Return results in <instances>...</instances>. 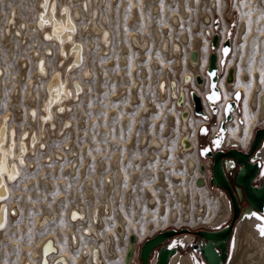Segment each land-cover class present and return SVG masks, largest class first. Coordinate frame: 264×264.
<instances>
[{
  "label": "rangeland",
  "instance_id": "obj_1",
  "mask_svg": "<svg viewBox=\"0 0 264 264\" xmlns=\"http://www.w3.org/2000/svg\"><path fill=\"white\" fill-rule=\"evenodd\" d=\"M54 1L56 2V6L59 3L63 5L66 3L71 8L75 4L79 5V2L75 0ZM154 1H157L158 9H160L157 12L152 10ZM88 4L87 6L89 7H85L86 10H90V5ZM96 5L97 12L103 13L101 19L112 34L111 49L108 50L109 52H100L95 36H91L87 31L82 32V34L79 33V30L82 28L86 30L87 23L89 22V11L86 13L82 11L77 16L78 18L75 19L78 29L76 35H79L76 38L81 43L82 41L85 44L88 43L89 49H85L82 62L68 74L69 81L72 80L71 82L81 84L82 86L78 96L71 101V104L67 105L69 109L65 114L66 120L70 122L68 126L69 130L61 129L57 132L61 116H58V118L55 116L56 126L54 132L50 131V137L46 140L45 144H41L43 147L41 145L39 147L36 146L34 151L25 152V162L20 169V173L17 174L14 181L10 182L11 189L7 203L10 208L13 207L15 209V214L11 215L8 212L11 218L8 219L6 227L0 233V264H20L22 257L27 259L28 253L32 254L38 250V243L49 233L57 234L64 247L68 248V241L64 240V238L67 239L68 237L67 230L72 229V232L75 233V229L71 228L67 222L66 213L68 207L70 204L71 206L74 205V202L79 199L78 194L80 191H85L86 176L94 180L92 185L95 190L96 201L103 200L102 194L104 191L101 181H103L104 175L114 171L112 159L117 153L121 154L122 161L120 159L119 163L121 169L126 174L122 186L123 194L120 209L126 216L124 224H126L127 230L131 232L129 235L132 234L135 238L129 264H140L136 248L144 239L153 236L156 232L162 231L166 227L188 226L186 225V218L183 216H178V218L177 216L173 218L169 217L170 207L167 205L166 200L164 206L167 209L163 211V214H160L162 211V202L160 201L161 190L157 187L155 181L159 171L166 166L171 167V169H165V181L169 191L165 192L166 198L172 194V188L176 185L172 177L173 174L182 178L184 188H190V197L195 192H198V196L207 203L209 209L213 207L211 209V211L215 212L213 216L218 213L219 202L221 200L219 197L222 198V194L202 185L198 186L205 188L193 187L192 178L198 172L194 173L192 171L188 173L184 169L178 170L176 168L177 158L175 152L181 132L178 124H169L168 122L170 121L169 117L171 114H177L179 106H176L175 103L169 106L166 101L156 98L152 79L155 75H160L162 69L161 66L159 69L155 68L152 59L158 56L160 51H158V47L155 48L154 51L159 53L156 54L150 48L146 52L144 60H140L138 53H136L138 52L137 49L132 46L129 40V35L132 31L143 36H148L153 41L152 26L157 25L160 27L162 33H164L163 27L168 26V34L173 39L174 37L180 39L181 34H186L190 39L196 36L202 51L207 50L208 57L211 33L219 31L223 24L227 27L225 36L230 32L231 39H233L239 18L242 17V21H244L243 28L246 30L244 42L248 41L250 36H254V45L249 50H253L248 55L247 63H249V67L247 66V69L244 70L242 67L239 68L240 76L238 80L245 82L246 77V79L250 80L251 84L249 87L251 88L255 79L254 72L258 68L262 74L259 88L264 92V0H183L182 5L187 13L186 18L182 16L178 0H116L114 4H112L111 0H102L101 5ZM38 8L39 0H0V10L2 12L0 29H2L3 20L8 16L9 12L16 9L19 18L24 21L22 27H25L24 31H26L28 36L27 41L24 43H20L14 39L11 47L13 49L10 52V47L2 43V33L0 30V66L4 68L0 87V117L5 113H9V121L15 129L21 131L27 128L26 130H28L29 126H33V134H35L38 128L35 121L38 119V116L36 114V117H34V124H29V120H27L28 115L26 114L28 104L23 93L26 91V87L34 75V61L31 58V52H44L46 51V47L50 46L53 53L47 56L48 59L46 58V61H48L47 63L51 69L53 70L58 66L57 69L62 70L64 64L62 62V66H60V61L59 63L56 61L58 59L56 45L46 39L41 32L34 29V20ZM172 13L178 14V17L181 19L176 27L170 21ZM202 14H206L204 15L206 17L203 19L200 17ZM135 15H137V18L134 20L135 22L133 21L130 24V19L134 18ZM215 24H217L216 27ZM209 31L211 33L206 34ZM240 36L241 34L238 35V37ZM91 39L93 42L90 48L88 40ZM189 42L190 40H188ZM123 43L127 46L129 45L127 51L128 58L125 64L119 62L121 57L119 46ZM110 57H114L117 61L114 67L109 64ZM236 57H238L237 64L242 62V53H236ZM227 59L224 66L221 67L222 76L225 73ZM22 60H26L27 66H24L25 68L20 66ZM163 63L168 66L170 65L167 61H163ZM85 67L91 69V76H82V71ZM143 67L147 73L142 75L141 70ZM22 71H24V75H20ZM183 72H185V68L182 69L180 75L171 73L166 75L165 79L170 77L172 81L176 80L180 84ZM248 74L250 75L249 78ZM125 75L127 78L129 77L128 80L125 78ZM45 80L46 78L39 79L34 83L33 88L38 94H36V102L43 97V84ZM131 80L132 82H138V87L136 88L138 101L135 100L131 103L129 89L126 96L115 100L113 94L116 93L118 87L120 85L130 87L132 84ZM16 88H18L20 95L17 102L13 99ZM169 98L172 100L170 96ZM148 100L155 104V109L149 112L148 115H144L141 112L142 104L148 102ZM38 108L37 111L39 110L38 112H40L41 109ZM14 110H21V119H16ZM240 112L241 106L237 113ZM254 114H256L255 111L252 115ZM257 115L254 120L255 123L247 127L248 132L251 130L252 133L255 125L262 124L259 121L260 117ZM215 117L216 115L214 114L210 121L212 126H215ZM236 117L238 118L240 115L235 114L234 124L242 125L243 123H239ZM237 130L236 125L232 124L228 126V132L237 133ZM143 135L147 136L148 143L157 138L158 144L161 145L159 149L153 148V152L157 154L153 160L147 158L150 149L147 147L148 145L140 146V138ZM247 135L246 132L244 136ZM131 140L134 143L133 148L129 146ZM67 142H73L76 147L70 150L71 147L65 145ZM58 150L64 153L61 161L54 159V154ZM164 150L170 152L166 160L160 158V154ZM187 151L193 153V150L188 149ZM50 156L53 158L51 157L50 159ZM73 157L78 158L77 168H80L82 165L85 167L83 178L77 169L76 172L69 171V165ZM190 157L193 158V154ZM145 159L148 160L145 161ZM50 160L53 161L49 163ZM185 160L186 158H182L183 165H185ZM195 161V163H198V166L204 163L196 158ZM100 164H102V168H100ZM135 171L138 172V175L132 177ZM127 188L131 189V195L130 199L126 201L125 190ZM147 190L152 191L156 197L155 199H150L154 202L152 206L149 205L146 199ZM85 202L87 203L86 207H84V204L82 206L86 210V215H88L93 202H90L86 197ZM47 214L54 216V220L49 223L47 221L44 222ZM197 226L190 227L195 228ZM87 241L89 240H84L87 244H91V241ZM116 244L118 256L111 264H123L122 254L124 244L119 241ZM71 253L75 256L73 250ZM115 255H117L116 252ZM36 259L37 257H35ZM69 262L70 264H75L71 259Z\"/></svg>",
  "mask_w": 264,
  "mask_h": 264
},
{
  "label": "bare ground",
  "instance_id": "obj_2",
  "mask_svg": "<svg viewBox=\"0 0 264 264\" xmlns=\"http://www.w3.org/2000/svg\"><path fill=\"white\" fill-rule=\"evenodd\" d=\"M75 1H78L79 5L75 4L71 8L69 5H66V3L65 5L59 3V5L56 6V2L54 0H39V8L36 12V17L34 20L35 23L34 29L37 30L38 32H41L46 39H48L51 43L56 45L57 56H58V59L56 61L58 63L60 61L59 64L60 66H62V62L64 64L62 70L57 69L58 66L53 70L51 69L50 65L47 63L48 61H46L47 56H50V54L53 53L50 46L46 47V51L44 52H38V51L31 52V58L34 61V73H33L34 75L32 80L29 81L28 86L26 87V91L23 93L25 96L26 103L28 104L26 114L28 115L27 120H29V124L30 123L34 124L35 123L34 117H36V114L38 116V119L35 120L37 122L36 124L38 125L36 126L38 127L36 129L37 131H35V134H33L34 131L33 126H29L28 130H26L27 128L24 127L25 129L18 131L17 129H15L13 124L10 123L9 115H8L9 113H5L0 117V182H2L1 183L2 185L0 186V223H4L5 225L4 227H6L8 223V219L11 218V216L8 215V212L11 215H13V213L15 214V209L13 207L10 208V206L7 203L8 197L10 196V189H11L10 182L14 181L16 179L17 174L20 173V169L25 162V157H24L25 152L27 151L32 152L35 150L36 146L39 147L41 144H45L46 140L50 137V131L54 132V128L56 126L55 116H57V118L58 116H61L60 118L61 120L59 122V125L57 126V132L61 129H67V131L69 130L68 126L70 122L66 120V114H65L69 109V106L67 105L71 104V101L78 96L80 90L82 89V86L81 84H76L71 82L72 80L69 81L68 74L70 71H72L82 62V60L84 59L83 54L85 52V49L86 48L89 49L88 43L85 44L82 41L83 43L82 44L76 38L78 35V34L76 35V31L78 29L76 26L75 19L78 18L77 16H79V14L82 11H84L85 13L89 11V22L87 23L86 30L82 28L81 30H79L80 31L79 33L82 34V32L87 31L88 33H90L91 36H95L96 37L95 39H97L99 44L98 47L100 48V52H105V51L107 52L108 50L111 49L110 42H111L112 34L108 29V27L103 22V20L101 19L103 13L97 12L96 10L97 8H95V6L97 7L96 4L101 5L102 0H75ZM178 1L180 4L182 16L183 17L187 16V13L182 5L183 0H178ZM111 2L112 4H114L116 0H111ZM156 2L157 1H154L152 5V10L154 12L160 10L158 9V4ZM87 4L90 5V10H86V8L89 7L87 6ZM16 9L10 11L9 14L7 13L8 16H6V18L3 20L4 24H2L3 26L1 25L2 29H0L2 33L1 34L2 43L10 47V52L13 49L11 47L14 43L13 41L14 39L18 40L20 43L21 42L24 43L28 39L26 31H24L25 27H22L24 21L19 18ZM206 14H202V16L200 17L203 19L206 17L204 16ZM1 16H2V12L0 10V22H2ZM80 17H82V15H80ZM136 18L137 15H135L134 18H131L130 24H132ZM179 20L181 19L178 17V14L172 13L170 17V21L172 22V25L174 24V26L176 27L180 22ZM243 23L244 21H242V17L239 18L237 30H235V34L233 36L232 54L228 59V65L229 66L232 65L235 67L234 88H237V90L240 89V91L242 90L244 93L243 96L244 98H242L240 104L241 112L240 113L233 112L234 114L240 115V117L238 118L236 117V118L239 123H243V124L242 125L234 124V118H235L234 115V118H232V120L229 121L230 122L229 125L232 124L236 125L238 128L237 133H232L227 131V136L225 141H226V145L232 144L235 145L234 147L238 145L239 147L245 149L247 148L251 137V130L250 132H248L247 127L252 126L255 123L254 120L257 114H258L257 116L260 117L259 120L261 121L260 123L264 122V98H263L264 92L259 88L260 86L259 82L261 80L262 74L258 68L254 72L255 79L251 88L249 87V85L251 84L250 80L246 79V77H245L246 80L245 82H241L238 80L240 76L239 68L242 67L244 70L247 69V66L249 67L248 65L249 63H247L248 55L250 52L252 53L253 51V50L252 51L249 50L254 45V39H253L254 36H250L248 41L244 42V33L246 30L243 28ZM226 28H227L226 25L224 26L223 24L220 27L219 33L221 36V40L225 36V32L227 30ZM163 30L164 33L161 32L160 27H158L157 25L152 26L153 41H151L148 36H143L141 34L132 31V33H130L129 35V40L132 46H134L137 49L138 52L136 53H138V58L140 60L146 57L145 54L150 48L153 49L154 51V49L158 47V51H160V54L157 51H154L156 54L159 55L154 57L152 59V62L155 68L159 69V67L161 66L162 73L157 76L153 75L154 77L152 76L153 79L152 78L151 79L154 82V85L152 86H154V92L156 93L157 99L166 101L169 106L174 105V103L176 104V106H179L178 107L179 109H177V114H173V115L171 114V116L169 117L170 121L168 122L169 124H178V128L181 132L178 138V146L176 148L177 150L175 152L177 158L176 168L178 170L184 169L188 173H191L192 171H196V169L194 168V159L190 157L192 154L194 155V153L192 152L181 153L179 151L180 148L179 139L182 145V152H185V150L189 149L188 147L191 146L188 133L189 132L191 133L190 139L194 140L195 131L201 120L199 118H193V117H190V119L188 120L189 117L188 109H190V105H188L187 99H186V103L184 101L185 106L184 103L182 104V102L178 103L177 97L179 95L180 90L182 96H183V92L185 93L184 88L187 85V82L190 80L191 77L190 74L195 75L206 64V55L208 52L207 50L202 51L199 40L197 39L196 36L193 37V39L192 38L190 39V37L187 36L186 34H181L180 39H176V37H174L173 39L168 34V30H169L168 26L163 27ZM210 31L206 34H210L211 33ZM240 34L241 36L238 37V35ZM92 39L88 40L90 42L89 43L90 48L93 42ZM188 40H190L189 43ZM128 46L124 43L119 46V51L121 54L119 62L121 64H125L127 62V58H128L127 51L129 48ZM198 50L200 53V64L193 65L197 62ZM192 51L197 53V58L194 60V62L191 61L189 58L190 52ZM185 53L186 55L184 56ZM236 53H242V62H240L239 64H237L238 57H236ZM163 61H167L168 63H170V65L168 66L167 64H164ZM109 62H110L109 63L110 66L112 67H114V65L117 63L114 57H110ZM26 64H27L26 60H22L20 62V66H22V68H25L24 66H27ZM184 68H185V72H183L182 74L181 77L182 82L180 84H178L176 80L172 81L170 77L165 79V76L171 73L180 75L182 69ZM3 72H4V68L0 66V87L2 84ZM82 72H83L82 76L84 77L92 75L91 74L92 71L88 67H85ZM141 73L142 75L147 73L144 67L142 68ZM99 74H100V70H99ZM20 75H24V71L20 72ZM118 76L120 75L118 74ZM118 76L116 75V77ZM249 77L250 75L248 74V78ZM45 78L46 80L44 81L43 84L44 85L43 97L36 102L37 92L33 88L34 83H36V81L39 79H45ZM125 78L128 80L129 77L127 78V76L125 75ZM219 85H220L219 88L222 90L223 99L227 100L232 90L231 92H229L228 88L225 86L223 78L221 79ZM137 87H138L137 81L132 82L130 87L120 85L116 93L113 94V97L115 100H118L120 99V97L126 96L127 91L129 89L130 90L129 99L132 103L135 100H137V93H136ZM19 96L20 95L18 93V88H16V92H14V97H13L15 102L18 101L17 99ZM169 96L172 98V100L169 98ZM222 101L220 103H222ZM38 107L41 109L40 112H38L39 110L37 111ZM154 109H155V104L152 103L150 100H148V102L142 104L141 112L144 115H148V113ZM254 111L256 112V114L252 115ZM14 112L16 114V119L17 118L21 119L22 117L21 110L20 111L14 110ZM179 116H180V120H179ZM27 120L26 122H28ZM246 132L248 135L244 136ZM157 141L158 139L155 138L153 141L148 143V139L146 135H143L140 138V146L143 147L144 145H148L147 147L150 148L147 154V158L150 160H153L157 156V154L153 152V148L159 149L161 147V145L158 144ZM65 145L70 146L71 147L70 150L76 147L73 142L70 143L67 142L65 143ZM129 146L130 148L134 147V143L132 140L129 142ZM169 154H170L169 151L164 150L160 154V158H162V160H166L169 157ZM54 155H55L54 159H56V161L57 160L61 161L64 156V153L63 151L58 150V152H56ZM51 157L52 156H50V159ZM182 158H186L185 165H183ZM120 159H121V154L119 153L113 156L112 166L114 167V171L104 175L103 181H101L102 189L104 191V193L102 194L103 197L102 201H96L95 190L92 185L93 184L92 182L94 180L86 176L85 178L86 184H84L85 191L84 192L80 191L78 194L79 199L76 202H74L75 203L74 205L71 206L70 204V206L67 209V213H66L67 222L69 223V226L71 228L73 227L75 229V233L72 232L73 231L72 229L71 230L68 229L67 230L68 237L67 239L64 238V240L68 241V248L64 247L57 234L49 233L46 236H44L38 243L37 245L38 250L36 252H33L32 254L28 253V256L26 255L28 257L27 258L28 260L25 257H22L20 264H24L25 261H28L29 262L28 264H41L40 262L42 258V253L43 254L45 253L44 264H51V261L54 259V257L58 255H63L65 258H67L68 264H70L69 262L70 259L72 262H75V264H99L96 255L97 251H95L96 254L92 255L95 246L98 249L99 247H101V249L99 250L101 252L102 260L104 264H111L112 261L116 259V257L118 256V249L115 247L118 241L124 244V250L122 254L123 264H129L130 258L128 259V261H126L125 254L130 247L133 248V245L130 246V243L128 241V237L131 232L127 230L126 224H124V220L126 221V216L123 213V211H121L120 209V202L123 194L122 186H123V181L126 177V174L120 167V163H119ZM148 159H145V161ZM21 161L23 162L21 163ZM52 161L50 160L49 163ZM77 161H78L77 157L72 158L71 163L69 165V171L76 172L77 169L79 174H81L82 175L81 177L83 178L85 167L84 165H82L80 168H77L78 167ZM100 168H102V164H100ZM165 169H171V167L166 166L164 169L159 171L155 181L157 187H159L161 190L160 201L162 202L161 204L162 211L160 212V214H163V211L167 209V207L164 206L165 200L167 202V205L170 207L169 217L173 218L177 216L178 218V216H183L186 218V223L192 226L197 224L198 225L212 224L215 222V220L220 219L219 216L221 214L226 213L227 209L225 210L224 208L225 206L221 199L219 202L220 207L218 209V213L213 216V214L215 213L211 211L213 207L209 209L207 203L201 197L198 196V192H195V194H192V196L190 197V188L189 187L184 188L182 185V178L181 177L179 178L178 176H175L173 174L172 177L176 182V185L172 188V194L168 198H166L165 192H167L168 189H167V183L165 181ZM9 174H12L14 178L9 179L8 178ZM137 175L138 172L135 171L133 172L132 177ZM198 176L200 175L194 174L192 178V185L195 188H199L194 185V180ZM130 195H131V189L127 188L125 190L126 201L130 199ZM85 197L88 198L90 202H93L91 208L88 211V215H86V210H84V207H86L87 205V203L85 202ZM151 198L155 199L156 197L152 191L147 190L146 199L149 202L150 206H152L153 205L152 203H154L153 200H150ZM208 198H210V196H208ZM83 204L85 205L84 207L82 206ZM11 210L13 213L11 212ZM211 213L213 216L212 220H211L212 218ZM82 215L85 216L84 219L81 218ZM244 215L245 218H243L237 225L236 235L234 237L233 256L230 261V264H264V236L260 235V230H259V226L261 224L256 219H254L255 217L253 216L251 217L247 213V211L245 212ZM53 220H54V216L52 215L50 216V214H47V216L44 218V222L47 221L48 223ZM3 228H0V233L3 230ZM47 239H50L49 242H47L44 245L43 250H41L43 243ZM85 239L91 241V244H87L86 242H84ZM55 243L59 246V251L57 252V255H54V253L48 255V252H50L53 249V246H56ZM54 249L57 251V247H55ZM72 250L75 252V256H73V254L71 253ZM114 251L117 253V255H115ZM35 257H37L36 259L37 261L35 260ZM62 263L63 262L57 261L55 264H62Z\"/></svg>",
  "mask_w": 264,
  "mask_h": 264
},
{
  "label": "water",
  "instance_id": "obj_3",
  "mask_svg": "<svg viewBox=\"0 0 264 264\" xmlns=\"http://www.w3.org/2000/svg\"><path fill=\"white\" fill-rule=\"evenodd\" d=\"M217 24H215V27ZM220 33L219 31L214 32L210 38V52L208 55V62L205 69V73L208 76V92L205 94L204 98L208 104L209 110L215 114L217 111L215 103L221 101V90L219 88V80L221 78L219 68L224 66L226 57L230 54L232 50V39L230 36V32L224 37L223 42L220 46V58L218 62V53L217 48L219 46L220 42ZM227 49V52L224 50ZM197 58L196 52H191L190 54V60L194 62V60ZM214 72L215 75L209 76V72ZM234 74V68L230 67L227 69V73L225 74V82L226 83H232V76ZM195 83L197 85H202L204 83L203 78L199 75H195ZM217 92L219 94V99L210 101L208 99V95L211 92ZM189 98L193 107V114L195 116H199L201 118L207 119L208 115L206 114V111L202 104V99L199 95L196 94L195 91L191 90L189 92ZM243 98L242 92L240 90H235L230 100L226 101L223 110H222V119L219 122L218 126V132H220L221 136L224 138V132L227 128V123L232 120V114L233 112H239L240 110V104L241 100ZM264 98V97H263ZM178 103H183V96L182 93L180 94L179 98L177 99ZM228 108V111L226 112L225 109ZM201 129H206V131H201ZM198 132L200 134H206L208 132L207 125L202 124L198 128ZM217 135L215 136V138ZM264 137V127H258L254 130V135L251 141L252 148H255L261 138ZM216 147V146H215ZM204 149H207V151H203ZM200 156L205 155H212L213 157V164H212V171L209 178V184L211 186L215 185L217 187H222L224 189H227L229 192H231L230 187L227 183L226 177H225V171L223 168V158H233L234 161L238 164H244V168L238 171V173L235 176L236 183L240 184L245 191V199L246 201L252 206L258 209L260 212L264 213V178L261 182V185L259 187H253L250 185L251 179L253 178L255 172H256V166L257 165H251L247 163V153H245L243 150L238 149L236 147H233L232 149L223 151L221 149L217 150L214 154L211 153L209 146H205L203 148L199 149ZM203 165L200 164L199 170L203 171ZM196 183L198 185H202V180L198 179L196 180ZM2 184L0 183V186ZM232 201H233V207H234V218L237 216L238 213V207L236 205V200L233 194ZM13 213V212H12ZM230 228L224 227L218 231L215 232H206L202 231L200 232L201 235L208 240V242L205 244L202 242V245L199 248L200 253L203 255L204 259L206 260L207 264H219L220 260L223 258V251L221 254L218 253V251L215 249V247H218L223 250L224 238L227 237L228 232ZM187 231V229H180L175 230L174 228L167 229L164 231L156 232L153 236H150L140 244L139 247V261L141 264H148V257L150 255V252L160 246L164 240H166L168 237L177 234L178 232H184ZM135 238L133 235H129L128 241L131 245H134ZM132 248L130 247L126 254L125 259L128 261L132 254ZM173 252V250L169 248L160 247L157 253V260L155 264H167L168 257Z\"/></svg>",
  "mask_w": 264,
  "mask_h": 264
},
{
  "label": "flooded vegetation",
  "instance_id": "obj_4",
  "mask_svg": "<svg viewBox=\"0 0 264 264\" xmlns=\"http://www.w3.org/2000/svg\"><path fill=\"white\" fill-rule=\"evenodd\" d=\"M232 46H233V39H232ZM232 49H233V47H232ZM231 54H232V51H231ZM230 55H228V56L230 57ZM228 56L226 58L229 59ZM207 59H208V57L206 55V63H207ZM228 59H227L226 67H225V73L223 74V76H221V78L219 80V84H220V81L222 78H223V80L225 79V76H226L225 74L227 72L228 67L231 66L235 70L234 66L228 65ZM197 64L198 65L200 64L199 50H198L197 62L193 65H197ZM204 66H206V64ZM202 69L203 68H201L198 71V73H201ZM190 75L192 77L194 76L192 74H190ZM234 75H235V71H234V74L232 76L233 82L231 84L226 83L224 81L225 86L228 88L229 92H231V90H232V92L230 93V96H229V98H227V100L223 99V95H222L223 101H222V103H220V102L218 103V110H217V120L218 121H220L221 117H222V104H223V102L228 101L231 98L232 93L235 90H237V88H234V84H235V76ZM181 82H182V79H181ZM192 86H194V85L192 84ZM219 87H220V85H219ZM194 88L196 89V91L199 94H201L203 89H204V86H198V87L194 86ZM184 89L186 92L187 85L185 86ZM221 93H222V90H221ZM242 95L244 96L243 91H242ZM207 111H208V114L211 113L209 110H207ZM219 115H221V116H219ZM234 115L235 114L233 113L232 118H234ZM190 117L199 118L200 120H202L200 122V124H202L204 122V120L202 118L194 116L191 113V111L189 113L188 120L190 119ZM229 123L230 122H228L227 125H229ZM199 125H198V127H199ZM257 125H260V126H257ZM257 125H255L252 129L251 138L249 140L247 148L244 149V148H241L238 145H236V147L238 149H241L245 153H247V155H248L247 156V163H249L251 165H257L256 166V172H255L253 178L251 179V183H250V185L253 187H259L261 185L263 178H264V177H261L259 175V171H258L260 169L261 161H264V137L261 138L259 144L255 148H252V144H251L252 137L254 135V130L258 127H264L263 123L257 124ZM198 127H197V129H198ZM207 128H208V132L206 134H200L199 132H197V129H196L195 134H194L195 135L194 140L190 139L191 133L190 132L188 133V137H189L190 142L191 143L197 142V149H195V145L193 148H192V145L188 148L190 150H193L194 168L198 172V175H200L196 178L197 179L200 178L202 180V186H206L209 189L216 190L219 194H222V198L219 197V199H222L223 204L225 206L224 208H225V210L227 209L226 213L221 214L219 216L220 219L215 220V222L212 224H199L200 226H197L198 225L197 224V225H194L197 227L192 228V227H190L192 225H189L186 223V225H188L187 227H185V226L184 227L183 226L182 227H173L177 231L180 229H187V231L178 232L177 234L168 237L166 240H164L162 242V244L160 246L153 249L150 252V255L148 257V264H155L156 263L157 253H158V250L160 247L169 248V249L173 250V252L168 257L167 264H207L203 255L200 253L199 248L202 245V242H204L206 244L208 242V240L206 238H204L200 232H202V231L215 232V231H218L224 227L230 228L227 237L224 238V240H223L224 248L222 250L218 247H215V249L218 251L219 254H221L223 251V258L220 260L219 264H230V261H231L232 256H233L234 237L236 235L237 225L243 218H245V215H244L245 212L247 211V213L251 217L252 216L255 217L254 219H256L261 225H264V219L261 218V217H264V213L260 212L255 207H252L246 201L244 188L240 184L236 183V181H235L236 174L238 173V171H240L241 169L244 168V164L236 163L233 158H226V157L223 158V168L225 171V177H226V180H227V183L230 187L231 192H229L227 189H224L222 187H217L215 185L211 186L209 184V178H210L211 171H212L213 157H212V155L200 156L199 149L203 148L207 145V146H209L211 153L214 154L219 149L226 151V150L232 149L235 145H232V144H227L229 146L226 145L225 139L227 136L228 126L224 132V136H225L224 139L221 136L220 132H218V130H216L214 133L211 134L209 131V126H207ZM215 128H216V126L212 127V130H215ZM196 132H197V135H196ZM216 135H217V137L215 138ZM217 138L220 139V144L218 146L215 144V141L217 140ZM179 147H180L179 151L181 153L191 152V151H187L188 149H186L185 152H182V145L180 143V139H179ZM195 158L204 162L203 164H201V165H203V168H204L203 171H200L199 169H197L200 166V164L198 166V163H195L196 162ZM196 171H194V173ZM196 178L194 180V184L196 187H199L198 184L196 183ZM199 188H205V187H199ZM231 194L234 195L235 200H236V205L238 207V213H237V216L235 218H234V207H233V201H232ZM252 213H256L257 215H252ZM169 228L170 227H166L163 229V231L166 229H169ZM174 241H175V243H173ZM170 244L172 245L171 247H169ZM139 247H140V244L136 248L137 257H138V253H139ZM140 264H141V262H140Z\"/></svg>",
  "mask_w": 264,
  "mask_h": 264
},
{
  "label": "built area",
  "instance_id": "obj_5",
  "mask_svg": "<svg viewBox=\"0 0 264 264\" xmlns=\"http://www.w3.org/2000/svg\"><path fill=\"white\" fill-rule=\"evenodd\" d=\"M212 34L213 33H211V35L210 36H212ZM221 37V36H220ZM225 37V36H224ZM224 37H223V39L221 40V38H220V42H219V46H218V48H217V53H218V62H219V58H220V46H221V43L223 42V40H224ZM218 50H219V52H218ZM190 54H191V52H190ZM209 55V54H208ZM189 58H190V55H189ZM208 62V61H207ZM206 66H207V63H206ZM206 66H204L203 67V69H202V71H201V73H196V74H199L202 78H203V80H204V83L202 84V85H197L196 83H195V75L192 77H190V80L187 82V84H188V87H187V89H186V92L184 93L183 91V103H184V101H185V99H187L188 101H189V104H190V110L188 109V111H189V113H190V111H191V113L193 114V107H192V104H191V101H190V98H189V92L191 91V90H193V91H195L196 92V94L197 95H199L200 97H201V99H202V104H203V107H204V109H205V111H206V114L208 115V118L207 119H204V118H202L203 120H204V122L202 123V124H205V125H207V126H209V131H210V133L212 134V133H214L216 130H218V126H219V122L220 121H218L217 120V111H216V113H215V115H216V119H215V126H216V128H215V130H212V127H214V126H212V124L210 123V121L212 120V118H213V113L209 110V108H208V104H207V102H206V100H205V98H204V96H205V94L208 92V76H207V74L205 73V69H206ZM228 68H230V67H228ZM219 71H220V73H221V68H219ZM220 76H222L221 74H220ZM129 82H130V80H129ZM131 82H132V80H131ZM192 84L194 85V86H204V89H203V91H202V93L201 94H199L197 91H196V89L194 88V86H192ZM180 94H181V90H180V92H179V95H178V97H177V99L179 98V96H180ZM221 96H222V93H221ZM230 100V99H229ZM221 101H222V97H221ZM221 101H219V102H221ZM219 102H217V103H215V105H216V108H217V110H218V103ZM225 102L226 101H224L223 102V106H224V104H225ZM182 103V104H183ZM223 106H222V110H223ZM207 110H209L211 113H209L208 114V111ZM194 115V114H193ZM195 116V115H194ZM197 117H199V116H197ZM201 118V117H200ZM221 119H222V117H221ZM202 124H200L199 125V127L202 125ZM198 127V128H199ZM197 132H198V129H197ZM197 132H196V135H197ZM153 139V138H152ZM136 144V143H135ZM137 145V144H136ZM191 145H192V148L194 147V145H195V149H197V142L195 143H191ZM138 146V145H137Z\"/></svg>",
  "mask_w": 264,
  "mask_h": 264
},
{
  "label": "snow or ice",
  "instance_id": "obj_6",
  "mask_svg": "<svg viewBox=\"0 0 264 264\" xmlns=\"http://www.w3.org/2000/svg\"><path fill=\"white\" fill-rule=\"evenodd\" d=\"M225 52H227V49H225L224 50ZM209 74V76H213V75H215V73L214 72H209L208 73ZM220 97H219V94L217 93V92H215V91H213V92H211L209 95H208V99L210 100V101H214V100H217V99H219ZM225 111L227 112L228 111V108H226L225 109ZM201 131H206V129H201ZM215 144L218 146L219 144H220V139L219 138H217V140L215 141ZM41 147H43V145H41ZM203 151H207V149H204ZM23 161H21V163H22ZM259 171V175L261 176V177H264V161H261V163H260V169L258 170ZM9 179H13L14 178V176L12 175V174H9V177H8ZM0 183H2V182H0ZM252 215H257L256 213H252ZM262 219H264V217H261ZM5 225H4V223H0V228H3ZM259 230H260V235L261 236H264V225H260L259 226ZM173 243H175V241L173 242ZM172 245L170 244L169 245V247H171Z\"/></svg>",
  "mask_w": 264,
  "mask_h": 264
}]
</instances>
